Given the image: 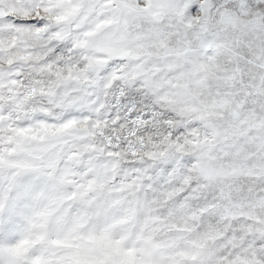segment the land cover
<instances>
[{"label": "snow or ice", "instance_id": "snow-or-ice-1", "mask_svg": "<svg viewBox=\"0 0 264 264\" xmlns=\"http://www.w3.org/2000/svg\"><path fill=\"white\" fill-rule=\"evenodd\" d=\"M0 264H264V0H0Z\"/></svg>", "mask_w": 264, "mask_h": 264}]
</instances>
